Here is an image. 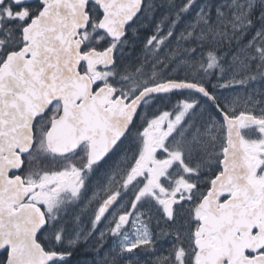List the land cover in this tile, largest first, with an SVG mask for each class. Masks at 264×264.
<instances>
[{
	"label": "snow or ice",
	"instance_id": "6c2138e0",
	"mask_svg": "<svg viewBox=\"0 0 264 264\" xmlns=\"http://www.w3.org/2000/svg\"><path fill=\"white\" fill-rule=\"evenodd\" d=\"M0 264H264V0H0Z\"/></svg>",
	"mask_w": 264,
	"mask_h": 264
},
{
	"label": "flooded vegetation",
	"instance_id": "af4514ba",
	"mask_svg": "<svg viewBox=\"0 0 264 264\" xmlns=\"http://www.w3.org/2000/svg\"><path fill=\"white\" fill-rule=\"evenodd\" d=\"M82 258V253H78L75 259L80 260Z\"/></svg>",
	"mask_w": 264,
	"mask_h": 264
}]
</instances>
